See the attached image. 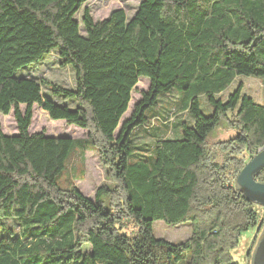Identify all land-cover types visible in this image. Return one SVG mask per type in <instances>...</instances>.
<instances>
[{
	"label": "trees",
	"instance_id": "1",
	"mask_svg": "<svg viewBox=\"0 0 264 264\" xmlns=\"http://www.w3.org/2000/svg\"><path fill=\"white\" fill-rule=\"evenodd\" d=\"M85 1L0 0V113L12 110L17 127L8 135L0 126V264H240L232 250L241 234L264 225V206L259 214L235 187L264 146V102L241 84L217 95L240 74L264 90V0H141L130 17L115 8L100 20L84 8L81 34L74 15ZM53 49L74 68L73 89L16 75ZM139 77L148 89L115 135ZM174 91L184 93L192 124L181 121L180 136L156 138L137 158L135 129L150 124L160 94ZM34 103L87 129L117 185L99 186L92 199L58 184L78 140L30 132ZM223 118L235 135L209 145ZM255 179L264 182V167ZM158 219L188 222L191 234L157 237Z\"/></svg>",
	"mask_w": 264,
	"mask_h": 264
},
{
	"label": "rangeland",
	"instance_id": "2",
	"mask_svg": "<svg viewBox=\"0 0 264 264\" xmlns=\"http://www.w3.org/2000/svg\"><path fill=\"white\" fill-rule=\"evenodd\" d=\"M140 1L141 0H87L75 13L74 18L79 22L80 33L84 34L85 29L81 22L84 8H88L94 20H100L106 17L110 11L115 8L124 9L127 17H130L137 9ZM24 74L34 79L41 77L46 78L66 88L73 89L75 87L74 68L71 65L62 64V59L59 57L56 49L45 54L37 66L28 65L16 72V75L19 76H23ZM239 84L242 85V91L252 96L256 102H264V90L260 79L243 74L237 75L233 82L217 96L223 100L226 99L228 94ZM148 86V79L146 77H139L131 90V98L128 102V107L120 119V123L114 132L115 135L118 133L122 121L131 114L135 104L141 99V93L146 91ZM47 88V86H42V92H46V95L54 100L56 99L59 103L64 102L59 98L60 96L51 94L49 89L47 93ZM162 95L163 94H160L158 97L157 103L160 105L156 106L154 109L153 116L149 119L150 124L145 127H139L134 131L132 139L134 144L138 147L134 150L137 158L149 155V147L146 146V144L151 143L156 138H176L180 136L179 123H181V121H186L188 124H192L193 122V117L180 103V97L185 96L184 93L174 91L173 93ZM67 103L69 105L75 104L73 100ZM199 105L204 114L211 113V104L205 97H199ZM24 108L25 104H20V109L22 111ZM152 108L153 107L148 109L147 112L149 114H151ZM31 111L32 118L28 128L30 132L42 131L46 135L70 136L78 140L77 146L71 151L65 162V167L57 175L56 180L58 184L63 187L74 184L84 195L92 199L99 186L106 185L107 187H113L117 185V181L112 175V172L101 163L97 149L87 141L89 138L87 129L75 124H69L63 119L50 118L48 113L37 103L32 105ZM0 126L5 134H16V120L12 110L8 114L0 113ZM235 133V128L223 118L220 124L210 132L207 143L213 145L216 142L234 136ZM262 207L263 206L260 204H253V208H255L259 214H261ZM6 222L13 224L10 220H6ZM153 232L157 237L172 242H178L186 239L191 234V226L188 222H183L178 225H169L163 220L158 219L153 223ZM254 232V228H249L243 232L237 245L232 250L233 258L239 261L240 264H249V256L245 254V251L251 246ZM84 249L89 251V246H85Z\"/></svg>",
	"mask_w": 264,
	"mask_h": 264
},
{
	"label": "water",
	"instance_id": "3",
	"mask_svg": "<svg viewBox=\"0 0 264 264\" xmlns=\"http://www.w3.org/2000/svg\"><path fill=\"white\" fill-rule=\"evenodd\" d=\"M56 136L60 137L59 135ZM263 167L264 146L259 147L256 152L244 163L235 178L236 189L241 192L246 199L262 206H264V182L256 180L255 175ZM259 228V226L256 227V233L259 231ZM249 264H264V226L260 231L252 252L250 253Z\"/></svg>",
	"mask_w": 264,
	"mask_h": 264
},
{
	"label": "flooded vegetation",
	"instance_id": "4",
	"mask_svg": "<svg viewBox=\"0 0 264 264\" xmlns=\"http://www.w3.org/2000/svg\"><path fill=\"white\" fill-rule=\"evenodd\" d=\"M263 226H264V225H261V226H260L259 231H258L257 233L254 232V236H253V239H252V241H251V249H250L248 252L245 251L246 255L249 256V260H250V253L252 252V250H253V248H254V245H255V243H256V240H257V238H258V236H259V234H260V231L262 230Z\"/></svg>",
	"mask_w": 264,
	"mask_h": 264
}]
</instances>
